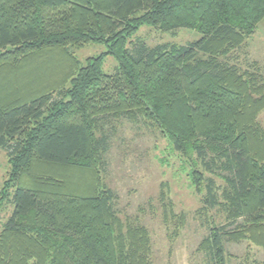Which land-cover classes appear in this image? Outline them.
Masks as SVG:
<instances>
[{
  "label": "trees",
  "instance_id": "obj_1",
  "mask_svg": "<svg viewBox=\"0 0 264 264\" xmlns=\"http://www.w3.org/2000/svg\"><path fill=\"white\" fill-rule=\"evenodd\" d=\"M263 21L264 0H0V264H152L147 229L103 182L122 120L157 130L222 214L208 264H228L227 242L264 248V79L227 62ZM143 26L201 37L150 47L133 40ZM90 44L107 52L62 66L60 50Z\"/></svg>",
  "mask_w": 264,
  "mask_h": 264
},
{
  "label": "rangeland",
  "instance_id": "obj_2",
  "mask_svg": "<svg viewBox=\"0 0 264 264\" xmlns=\"http://www.w3.org/2000/svg\"><path fill=\"white\" fill-rule=\"evenodd\" d=\"M194 30L181 29L175 34L143 26L134 37L150 47L165 43L186 45L199 40ZM133 46H131L132 48ZM60 50L64 68H72L77 60L86 64L90 58L103 56L107 47L90 44L81 48ZM72 60V61H71ZM240 71L259 73L264 79V21L242 50L227 60ZM117 62L105 60L106 74L114 73ZM62 76V75H61ZM61 76H58L61 77ZM258 124L264 129V111ZM110 149L103 171V182L118 196L116 210L121 219L145 227L152 245V264H208L200 244L209 235L210 227L225 220L218 210L204 211L202 195L196 193L183 160L170 150L168 142L144 123L120 121L109 127ZM8 155L0 151V192L10 172ZM222 184L221 180H218ZM13 211L6 203L0 215V233ZM228 264H264V248L249 241L227 242Z\"/></svg>",
  "mask_w": 264,
  "mask_h": 264
}]
</instances>
